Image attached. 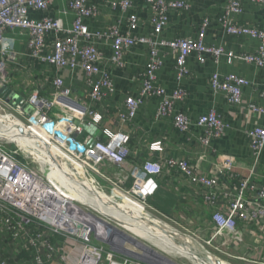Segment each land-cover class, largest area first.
Segmentation results:
<instances>
[{"label":"built area","instance_id":"2783aa9c","mask_svg":"<svg viewBox=\"0 0 264 264\" xmlns=\"http://www.w3.org/2000/svg\"><path fill=\"white\" fill-rule=\"evenodd\" d=\"M242 1L227 0L224 15L219 23L230 35L246 36L260 41L258 51L253 55H238L227 52L222 47L205 45V33L209 25L207 18L204 19L196 39L161 38L168 21L167 13L188 8L185 2L179 0H145L152 13V32L148 37L133 34L138 29V17L135 14L127 16L128 32L125 34L119 31L117 25L110 27L107 33L90 32L84 22L94 17L97 10L88 0H70L68 9L74 14L70 28H65L61 19L50 16L41 19L30 17L31 12L47 11L49 0H0V89L8 85V65L5 60L11 52L7 46L6 33L12 30H21L28 34L27 46L32 59L54 66L59 71L81 72L86 76L89 88L84 102H73L70 99V88L66 87L64 79L58 76L53 80L54 93L50 99L41 96L38 90H32L25 99L32 109L31 115L15 110L22 117L29 119L30 126H25L28 129H59L56 131L53 146L56 149L60 147L61 150H57L68 170H65L64 177L60 178L62 181L69 180L73 183H54L49 175L51 166L45 161H36L40 165L38 169H31L16 162L1 150L4 140H0V231L14 241L21 234L28 233V236L38 239L47 250L51 249L49 242L42 238L49 235L76 238L80 240L81 254L75 264H132L130 260L118 256L109 248L90 241L93 239L101 242L99 238L103 235L93 223L96 217L80 207L88 205L84 204L86 202L83 200L85 197L88 200L89 197L79 184L83 180L92 188L93 192L88 190L91 191L90 194H102L106 197V187L99 182L102 180L106 186L111 187V198L118 194L148 207V198L158 189L157 181L163 176L179 174L192 189L189 197L193 201H200L209 215L202 214L200 218H195L190 210L185 209L178 213V219L165 220L186 231L187 234H184L190 241L213 256V253H217L239 263L264 264V185L254 180L255 170L264 150V106H248L252 113L262 117L263 123L246 132L250 140L249 149L253 162L248 175L239 180H235L233 175V157L220 156L217 173L224 178L220 180L217 176L200 172L191 165L189 159L160 158L159 153L163 151L162 142L157 141L149 147L153 156L157 154V158L146 160L135 167L133 183L128 188L126 177L113 181L106 171L110 166H118L123 173L131 155L128 135L122 130L115 133L103 130L98 137L90 136L84 141L78 139V136L85 133L82 124L91 127L102 121L103 116L94 109L113 92L112 79L101 67V55L96 45L97 40L103 37L111 39V63L119 68L124 67V55L130 48L136 45L148 48L141 88L137 94L126 97V112L118 115L121 125L132 122L147 99L157 98L159 104L156 117L171 118L174 127L181 134H187L192 127L201 129L203 136L200 137V143L203 147H208L212 140L223 136L225 124L221 116L213 110L200 116L195 123L183 113L174 112V106L184 100L186 93L179 87L168 93L158 84L157 72L163 66L162 50L175 55V74L178 82L187 74V60L192 53L196 54L200 64H204L205 57L210 56L216 63L225 57L228 63L242 60L264 67V32L238 26L231 21L233 15L241 13ZM244 1L264 5V0ZM132 4L133 0L110 3L113 10L120 9L123 13L132 9ZM49 35L53 36L52 44L47 41ZM248 85L246 79L235 74L220 76L214 73L209 80L211 90L214 93H225L232 105L241 104L242 89ZM261 97L264 99V90ZM56 109L58 113H54ZM77 122L79 124H76ZM16 123L24 126L21 122ZM40 134L45 135L44 132H39L38 135ZM101 136H104L105 140L100 139ZM15 153L18 154V150ZM70 187L82 200L78 197L76 200H70L64 195L62 190ZM1 249L0 246V264H7L1 258Z\"/></svg>","mask_w":264,"mask_h":264},{"label":"crops","instance_id":"0c3cea01","mask_svg":"<svg viewBox=\"0 0 264 264\" xmlns=\"http://www.w3.org/2000/svg\"><path fill=\"white\" fill-rule=\"evenodd\" d=\"M113 1L118 2L120 0H88L89 4L96 6L97 10L94 17L84 22L90 32L107 33L110 27L117 25L119 31L125 34L128 32L127 16L135 14L138 17V29L133 34L144 37L151 34L152 13L145 0H133V8L126 13H123L120 9L113 10L110 5ZM179 1L185 2L188 8L187 10H172L167 13L168 21L161 38L165 40L186 37L196 39L204 19L207 18L209 25L204 38L205 45L222 47L227 52L238 55H253L258 51L260 41L246 36L230 35L219 23L220 18L224 15L227 0ZM69 2L70 0H49L47 11L31 12L30 17L41 19L44 16H50L54 19H61L64 27L70 28L74 20V14L68 9ZM231 21L235 25L251 27L264 32V5L243 0L241 13L233 15ZM6 37L11 54L5 61L8 65V75L13 79L12 83L7 85V88L23 99H26L32 90H38L41 96L50 99L54 93L53 80L60 76L64 79L65 86L70 88V99L73 102L82 103L86 100L89 88L85 75L76 70L73 72L69 70L59 71L54 66L42 64L32 59L27 46L28 34L24 31H7ZM47 41L52 44L53 36L49 35ZM96 45L101 55V67L112 79L113 92L101 105L94 109L103 116V119L99 124L92 127L97 128L99 131L108 130L112 133L122 130L129 136L131 153L127 159V164L123 168V173L120 172L121 169L118 166L106 168L111 180L116 181L119 178L126 177V187H131L135 167L140 166L146 160L157 158V154L153 156L149 150L150 145L157 141L162 142L163 151L159 153L160 158L189 159L191 165L195 166L200 172L217 176L220 180H223L224 178L217 173V164L220 156L226 155L235 159L233 169L235 180L248 175L253 160L249 149L250 140L246 132L263 123L262 117L259 114L252 113L248 106L249 104L264 106V99L261 97L264 90V67L249 64L242 60H234L228 63L225 57L220 58L216 63L210 56H206L205 63L200 64L196 54L192 53L187 60V74L178 82L175 74V55L170 51L162 50L163 66L157 72L158 84L168 93H172L178 87L186 93L184 100L174 106V112L183 113L192 123H195L200 116L213 110L221 116L225 124L223 136L212 140L208 147H203L200 143V137L203 136L201 129L192 127L187 134H181L174 127L171 118L156 117L159 104L157 98L147 99L134 120L129 124L121 125L118 115L126 112L124 106L126 97L137 94L141 88V78L148 59V48L144 45H136L130 48L124 55V67L119 68L111 63V39L103 37L97 40ZM214 73H218L220 76L235 74L249 82V85L242 89L241 104L232 105L228 102L225 93H214L211 90L209 80ZM22 84L27 85L28 88L23 89ZM57 111L58 109L54 110V113L59 112ZM90 136H93L92 133L85 131L78 139L84 141ZM2 138H4V141L17 144L22 152L36 159L35 152L30 153L32 151L31 145L27 144V142L34 140L32 137H30V140L25 138L22 140L9 135H4ZM100 139L105 140L104 136H101ZM55 169L59 172V174H55L56 177L53 176L52 171L49 174L54 183L67 181L72 185V181L61 180L60 177H64L65 173L59 168L58 161ZM254 180L258 184L264 185V150L260 155V162L255 170ZM99 182L106 187L105 190L111 188L109 185L106 186L104 181L99 180ZM157 183L156 193L149 197L153 205H150L149 198L147 205L164 219L175 218L176 220L178 219V213L185 211V209L190 210L195 218H200L202 214H208L200 201H193L189 197L192 189L179 174H173L171 177L163 176ZM85 184L87 185V183ZM79 185L88 196L95 195L90 194L82 183ZM62 192L67 198L76 197L71 187L62 190ZM117 198L118 202L126 205V208H132L129 207L130 205H139L138 202L126 199L121 195H117ZM79 199L82 200V198ZM95 201L96 199L93 198L94 204ZM108 205L119 209L118 206L113 204ZM114 211L117 212L118 210ZM108 216L123 223V220L118 217ZM143 229L141 227L140 230ZM42 239L48 240L50 250L43 248L38 239L28 236V233L21 234L14 241L0 231L1 258L7 264H75L78 261L81 254L80 240L53 236V234ZM167 239L173 240V237ZM246 240H248L247 237Z\"/></svg>","mask_w":264,"mask_h":264},{"label":"rangeland","instance_id":"374dc122","mask_svg":"<svg viewBox=\"0 0 264 264\" xmlns=\"http://www.w3.org/2000/svg\"><path fill=\"white\" fill-rule=\"evenodd\" d=\"M12 80L13 79L10 78V76H8V80H7L8 85L10 83H12ZM22 87H23V89L28 88L27 85H23ZM28 120H29L28 118L22 117L19 113H17L15 110H13L8 105H6L2 99H0V140H4V138H2V137H4V135L16 136V137L24 140V137H22L20 135L19 131H13V133L10 134L5 129L8 128L6 125L18 124V123H16V121L21 122L24 126L28 127V126H30V124L28 123ZM3 128H5V129H3ZM58 130L52 131V129H46V130H43L42 128L39 129V132L45 133V135L44 134H40V135L46 137V138H44V141L47 142L48 145H45L44 142H43V144H40L39 151L37 150V153L41 154V156L44 157V159L48 160V164H50L53 174H59L57 169H55V168H57V161L59 163V168H61L63 171L67 170V168H66L67 166L64 167L65 165H64V162L61 158V154L57 150V149L61 150L60 147H58L56 149V147L53 146V145H55L54 140H55V137L57 136L56 131H58ZM23 133L28 135L27 132H23ZM38 141H41V140L39 139ZM2 143L3 144L1 145V150H3V152H5L6 154L10 155L16 162H18L22 165L29 166V168H31V169H32V167L36 168V169L39 168L40 165L36 161L42 162L41 159H36V160L33 159V157H30L28 154L22 152L20 150V148L17 145L15 146V144L13 142L3 141ZM34 143L36 144L35 141H34ZM51 148H53L55 150V152L57 153L58 159L56 156L52 155V151H50ZM16 150H18V154L15 153ZM46 152H48V153H46ZM26 156H28L29 158L27 159ZM85 183L86 182L82 180V184L86 187V189L91 190L93 192L90 185H88V184L86 185ZM91 191H89V192H91ZM106 194L108 197L107 196L105 197L102 194H99V195L96 194L98 197L96 198L95 204L93 203V200L91 202V199H88L87 201L91 202L90 203L91 207H89L88 205L80 206L86 213H89V214L96 217V220H93V223L95 224V226H97L99 228V231H102L103 229L106 230V229L103 228L102 226H100V224H98V222H97L98 219L104 220L105 222L109 223L100 214H103V215L108 214V215L113 216L110 213H114V214L119 215V216L121 215L122 217L125 218V216L121 212H118V211L115 212L114 210H112L113 208L109 207V205H108V204H110L109 203L110 199H114V200L118 199L117 198L118 194H116L113 198H111L112 195H111L110 189H106ZM109 197H110V199H109ZM84 200H86V197L84 198ZM121 201H123V200H121ZM149 203H150V205H153L152 202L150 201V198H149ZM96 204H99L100 206L96 205ZM129 207H132V208H128V210L130 212L132 211L134 213H137L139 217L142 216L147 221V222H145V223H147V225L151 224V226H154L156 229H159L160 231H162V233H170V232L175 233L176 231H179V233L187 234L186 231H183L182 229H180L179 227H177L173 223L165 220L162 216L156 214L155 211L151 210L147 206L143 207L141 204H139L138 206L130 205ZM125 219H127V218H125ZM131 220L133 222H131ZM131 220H128L129 223H126V222L122 223V224L127 226V228H128L127 230L132 235L137 237V240H139L140 242H142L144 244H147L150 248L151 247L153 248V246H155L159 250L163 251L165 256L168 259H170L174 264H212V263H214V264H238L239 263L235 260H231V259L226 258L222 254H217V253H213V254H215L216 259L211 257V256H207V255H205V257H201L192 249L193 246L188 245L187 242H184L183 240H179V242H177L175 245L174 241L172 242L170 239L166 238L167 235L165 236V238H163V236L158 237L156 235L150 234L149 229L146 231L145 230H139V228L141 229V227H144V228H146V227L142 226L140 224L131 225V223H136L134 221V219H131ZM138 222H140V221H138ZM140 223H143V222H140ZM109 224H111V223H109ZM111 225L114 226L113 224H111ZM192 227L190 229H192ZM169 237H173L172 234L171 235L169 234ZM90 241L93 242L95 245L101 244L102 246L108 248L105 244H102L101 242H97L93 239H91ZM125 247L131 251L137 252L132 247H130L129 245H125ZM207 250H209V249H207ZM121 257H123V256H121ZM124 258L130 260L132 262V264H137L136 261L133 259H129L126 257H124ZM239 264H244V263H239Z\"/></svg>","mask_w":264,"mask_h":264},{"label":"water","instance_id":"95a60500","mask_svg":"<svg viewBox=\"0 0 264 264\" xmlns=\"http://www.w3.org/2000/svg\"><path fill=\"white\" fill-rule=\"evenodd\" d=\"M0 99H2L6 105H8L10 108L14 110H21L28 115L32 114V109L28 106L26 100L18 96L13 91H11L9 88H7V86H3L0 89ZM76 124H79V122H77ZM81 126L83 127L84 131H88L92 133L93 136L98 137L100 131L97 128L92 126L90 127L85 124H82ZM100 215L104 217L109 223L114 225L112 226L111 224L105 222L104 220H100V219L97 220V222L103 228L106 229V230L103 229L104 231L103 230L101 231L103 235L105 233L107 235L106 238L105 237L100 238L101 242L105 244L115 254H118L120 256L129 259H133L143 264H174L170 259H168L165 256L163 251L159 250L155 246H153V248L152 247L150 248L147 244H144L139 240H137V237L132 235L127 230L128 228L126 225L116 221L115 219L107 215H103V214ZM176 235L178 236L180 235L182 240H189V238L183 233L176 232ZM190 242L193 243V241ZM125 245H129L137 252L129 250L128 248L125 247ZM193 247L196 248V251H199L203 254H206L207 256H211L216 259L215 256L205 252L196 244H194Z\"/></svg>","mask_w":264,"mask_h":264},{"label":"bare ground","instance_id":"6f19581e","mask_svg":"<svg viewBox=\"0 0 264 264\" xmlns=\"http://www.w3.org/2000/svg\"><path fill=\"white\" fill-rule=\"evenodd\" d=\"M2 126V125H1ZM8 128H3V129H5L6 131H8L10 134H12L13 133V131H19L20 132V135L22 136V137H24L25 139H27V140H30V137H32V139H34V141L36 142V144L35 143H32L31 141L30 142H27V144H30L31 145V149H32V151H30V153H34L35 152V158L36 159H41L42 160V162L43 161H45L46 163H48V160H46V159H44V157H42L41 156V154H38L37 155V150L39 151V146H40V144H43V142L45 143V145H48L47 144V142H45L44 141V138H46V137H44V136H42V135H38V133H39V131L38 130H36V128H34V127H32L31 129H28V128H26L25 126H21V125H19V124H13V125H6ZM2 128V127H1ZM23 132H27L28 133V135H26L25 133H23ZM33 135V136H32ZM41 136V137H40ZM41 140V141H38V140ZM48 140V139H47ZM57 140L58 141H62L61 140V138H57ZM50 148V147H49ZM50 151H52V155L53 156H56L57 157V159H58V155H57V153L55 152V150L53 149V148H51L50 149ZM35 159V160H36ZM50 162V161H49ZM52 171V170H51ZM59 173V172H58ZM62 173V172H61ZM64 174V173H63ZM54 177H56L55 176V174L53 175ZM74 195H75V193H74ZM76 197H78V196H76ZM76 197L75 196H72V198H70V197H68V199H70V200H73V199H75L76 200ZM89 197V199H91V202H92V200H93V198H97L98 196L95 194L94 196H92V195H89L88 196ZM110 199V198H109ZM111 200V201H110ZM109 200V203L110 204H113L114 206H118V208L119 209H117V208H114V207H112L113 209L112 210H118L119 212H122L123 213V215L125 216V218H127L128 220H131V219H134V221L136 222V223H131V222H133L132 220H131V225H136V224H140V225H142V226H145L146 228H144L143 230H148L149 229V232H150V234H152V235H156V236H158V237H162V236H166V238H169V234L171 235L172 234V236H173V240L171 239V241L173 242H175L174 244L176 245V243L177 242H179V240H182L181 239V236L179 235H176V232L174 233H162V231H160L159 229H156L154 226H151V224H149V225H147V223H145V222H147L142 216H138V214L137 213H134V212H130L129 210H128V208H126V205L125 204H122V203H120V202H118L119 200H114V199H110ZM84 202H86V203H84V204H88V206L89 207H91V205H90V201H87V200H84ZM136 202V201H135ZM121 208H123V209H121ZM110 214H112L114 217H118L120 220H123V222L125 223H129V221L127 220V219H125L124 217H122L121 215L119 216V215H115L114 213H110ZM136 217H139V218H136ZM141 218V219H140ZM138 221H140V222H143V223H140V222H138ZM95 222V221H94ZM99 224V223H98ZM101 226V225H100ZM136 228V227H135ZM134 228V229H135ZM139 230H140V228H139ZM161 233H160V232ZM102 235H103V233H101ZM103 237H107V235H106V233L102 236V238ZM184 242H187V244L188 245H192V246H194V243H192V242H190V240H183ZM171 242V243H172ZM173 244V243H172ZM198 248V247H197ZM199 256H201V257H205V255L206 254H203V253H201V252H199V251H196V248L195 247H193L192 248ZM212 264H214V263H212Z\"/></svg>","mask_w":264,"mask_h":264}]
</instances>
